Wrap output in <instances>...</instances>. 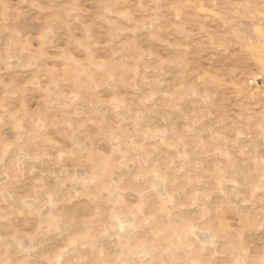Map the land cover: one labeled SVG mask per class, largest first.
Listing matches in <instances>:
<instances>
[{
  "label": "rangeland",
  "instance_id": "1",
  "mask_svg": "<svg viewBox=\"0 0 264 264\" xmlns=\"http://www.w3.org/2000/svg\"><path fill=\"white\" fill-rule=\"evenodd\" d=\"M0 264H264V0H0Z\"/></svg>",
  "mask_w": 264,
  "mask_h": 264
}]
</instances>
